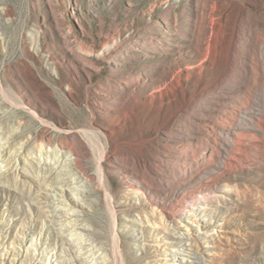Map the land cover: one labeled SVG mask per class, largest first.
Returning <instances> with one entry per match:
<instances>
[{
  "label": "rangeland",
  "instance_id": "obj_1",
  "mask_svg": "<svg viewBox=\"0 0 264 264\" xmlns=\"http://www.w3.org/2000/svg\"><path fill=\"white\" fill-rule=\"evenodd\" d=\"M0 137V264H264V0H0Z\"/></svg>",
  "mask_w": 264,
  "mask_h": 264
},
{
  "label": "bare ground",
  "instance_id": "obj_2",
  "mask_svg": "<svg viewBox=\"0 0 264 264\" xmlns=\"http://www.w3.org/2000/svg\"><path fill=\"white\" fill-rule=\"evenodd\" d=\"M231 41L230 43L228 44V56L230 57L231 54L234 53L235 51V47H236V36L235 34H233L231 36ZM1 138V137H0ZM8 138V137H7ZM7 140V139H6ZM1 141L0 139V150L3 151L2 153V158L4 161L6 162H9V167L10 168H14V165L16 167L17 163L14 162V160L12 159V151L9 150V149H6V143L7 141ZM2 148V149H1ZM74 147H68V148H65L63 144H60L58 148L54 149L53 152L56 153V155L58 156V161H59V166H58V169L61 167V168H69L71 169L72 167V164L74 163H78V160H77V157H73V154L70 152ZM5 149L7 151H5ZM80 150H82L80 147H79ZM1 153V152H0ZM103 152L101 153V156L98 160V167H97V170H96V173L97 175L99 176V179L102 180L103 179V171H102V166H101V162H102V158H103ZM62 157V160L60 159ZM61 160V161H60ZM7 167V165L5 166ZM10 170V169H9ZM81 171V170H80ZM85 171V170H84ZM83 170L81 171V173L85 176L86 173L84 172ZM69 172V171H68ZM75 174V173H74ZM70 175V174H69ZM72 179H74V176L71 175ZM87 177V176H86ZM76 179V177H75ZM72 181V180H71ZM74 181V180H73ZM81 181H84V180H81ZM78 182H80V180H78ZM84 184V183H83ZM82 185V184H81ZM72 189H74V191H81L82 188H80V185H75L72 187ZM63 195V194H62ZM56 199V198H55ZM57 200V199H56ZM62 200V199H61ZM58 201V200H57ZM75 203L77 204H80V202L78 200H75ZM57 207H58V204H57ZM65 210L67 211L66 213H68V215H70V217H72L73 214H75V209L72 208V206H67V207H64ZM72 222V221H71ZM70 223V222H69ZM76 223V222H74ZM71 225H73L72 227V230H75L76 229V224H71L70 223V227ZM69 228V226H68ZM75 232V231H74ZM76 234V233H75ZM78 235V234H77ZM107 262V260L105 261V263ZM104 263V264H105Z\"/></svg>",
  "mask_w": 264,
  "mask_h": 264
}]
</instances>
